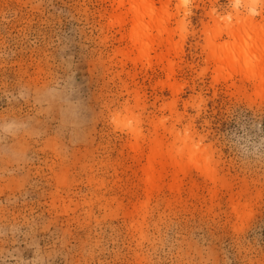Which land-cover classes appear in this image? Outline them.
Wrapping results in <instances>:
<instances>
[{"label":"rangeland","instance_id":"obj_1","mask_svg":"<svg viewBox=\"0 0 264 264\" xmlns=\"http://www.w3.org/2000/svg\"><path fill=\"white\" fill-rule=\"evenodd\" d=\"M112 7L0 0V264H264V90L247 52H264V30L255 47L228 34L242 14L264 24V0L158 3L171 77L160 50L134 60ZM163 117L190 129L214 180L191 164L148 188ZM176 133L161 126L164 153Z\"/></svg>","mask_w":264,"mask_h":264},{"label":"bare ground","instance_id":"obj_2","mask_svg":"<svg viewBox=\"0 0 264 264\" xmlns=\"http://www.w3.org/2000/svg\"><path fill=\"white\" fill-rule=\"evenodd\" d=\"M158 3L162 5L161 10H165L170 0H113V10L108 16L109 24L110 26H116L122 35H124L126 38L124 39L128 41L127 48L129 53L134 55V60L137 62L143 59L149 60L152 57L151 53H158L159 50L160 52L157 54V58L163 62L176 49L173 39L174 33L169 28L168 19L164 17L163 12H157ZM237 17L239 20V28L237 30L229 28L228 34L235 38V42L241 41L247 47L261 45L259 30H264V24H257L252 14H242ZM211 45L215 49L212 57L216 64H219L221 62L219 51L222 45L215 40ZM255 51H257L255 57H257V61L261 66L260 71L255 72L256 76L257 74L260 76V82L256 87L262 93L264 90V52L258 51L255 48L247 49V52L250 54ZM249 58L247 57L246 62L244 60L243 64H249ZM168 64L169 76L171 77V74L173 75L174 73V66L172 62H168ZM228 66H230V63ZM138 97V93H136L135 98L137 99ZM126 109L130 112V117H128L127 121L128 132L131 136L130 139L134 140V145L138 147L142 140L141 122L134 115L132 107L127 105ZM152 124L155 135L153 141L155 144L154 156L149 158L148 163L144 167V176L148 188L153 189L157 181L168 172L171 173L173 181L178 182V177L185 170L186 166L191 164L201 166L213 178L212 180H214V171L210 170V156L201 147L200 143L196 141L194 134L191 133L188 127L185 128L184 132L177 131L173 126L169 128L167 126V119L164 117L153 120ZM161 126H165V130L170 134L177 132L175 137L176 142L166 153L162 151L165 138L159 134ZM157 156L160 157L158 161H156Z\"/></svg>","mask_w":264,"mask_h":264},{"label":"clouds","instance_id":"obj_3","mask_svg":"<svg viewBox=\"0 0 264 264\" xmlns=\"http://www.w3.org/2000/svg\"><path fill=\"white\" fill-rule=\"evenodd\" d=\"M189 2V0H185V3H188ZM253 2L255 3L256 2V0H253Z\"/></svg>","mask_w":264,"mask_h":264}]
</instances>
